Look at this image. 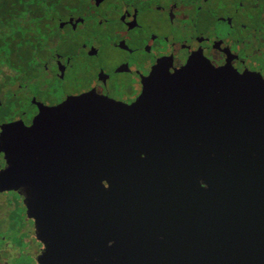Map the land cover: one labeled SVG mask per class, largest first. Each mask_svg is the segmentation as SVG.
Returning <instances> with one entry per match:
<instances>
[{
    "label": "water",
    "instance_id": "95a60500",
    "mask_svg": "<svg viewBox=\"0 0 264 264\" xmlns=\"http://www.w3.org/2000/svg\"><path fill=\"white\" fill-rule=\"evenodd\" d=\"M3 127L0 191L28 190L39 264H264V82L208 68Z\"/></svg>",
    "mask_w": 264,
    "mask_h": 264
},
{
    "label": "flooded vegetation",
    "instance_id": "af4514ba",
    "mask_svg": "<svg viewBox=\"0 0 264 264\" xmlns=\"http://www.w3.org/2000/svg\"><path fill=\"white\" fill-rule=\"evenodd\" d=\"M206 67L264 82V0H0V137L32 126L39 104L131 106L150 79ZM27 192L0 191V264H39L47 249Z\"/></svg>",
    "mask_w": 264,
    "mask_h": 264
}]
</instances>
